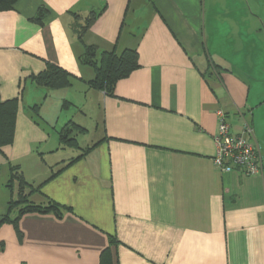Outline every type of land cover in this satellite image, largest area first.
<instances>
[{
	"label": "crops",
	"instance_id": "1",
	"mask_svg": "<svg viewBox=\"0 0 264 264\" xmlns=\"http://www.w3.org/2000/svg\"><path fill=\"white\" fill-rule=\"evenodd\" d=\"M85 45L134 49L139 67L107 94ZM47 63L69 85L35 84ZM51 94L76 110L55 138L27 108ZM15 97L0 154L23 176L28 162V201L61 214H22L20 236L1 224L0 264H100L104 249L111 264H264V0H17L0 11V99ZM218 109L232 134L250 125L259 174L213 164Z\"/></svg>",
	"mask_w": 264,
	"mask_h": 264
},
{
	"label": "trees",
	"instance_id": "2",
	"mask_svg": "<svg viewBox=\"0 0 264 264\" xmlns=\"http://www.w3.org/2000/svg\"><path fill=\"white\" fill-rule=\"evenodd\" d=\"M17 0H0V11L13 8ZM99 12L91 11L84 18V22L80 24L75 33L79 40H82L83 34L89 28L91 23L97 17ZM43 10H38V15L33 17L36 21H41ZM82 64L92 66L95 72L94 79L90 81V85L99 89H103L107 94H113L116 81L126 77L131 71L139 67L138 53L134 49H124L119 53L114 51H99L94 45H85L84 51L79 56ZM35 84L48 87L50 89L62 88L70 83V74L63 68L47 63L46 68L41 72L31 76ZM18 104V98L6 100L0 99V153L2 148L10 144L14 136L15 116ZM250 126V125H249ZM70 129L62 128L59 130V141L61 145H73L76 142L75 136L70 135ZM10 178L9 184L16 176L18 179L17 198L9 199L6 212L0 214V225L3 223H12L16 232L20 236L18 228L19 217L26 212H47L53 211L56 215H60V206L57 203L49 201L48 205H35L28 201L27 194L24 189L28 187L19 165H9ZM8 184V185H9ZM10 186V185H9ZM32 189H30L31 191ZM17 210V215L12 217L13 210ZM100 264H111L107 250L104 249L100 254Z\"/></svg>",
	"mask_w": 264,
	"mask_h": 264
},
{
	"label": "built area",
	"instance_id": "3",
	"mask_svg": "<svg viewBox=\"0 0 264 264\" xmlns=\"http://www.w3.org/2000/svg\"><path fill=\"white\" fill-rule=\"evenodd\" d=\"M217 129L213 135L215 154L213 164L222 172L237 168L247 175H257L262 169V160L257 145L247 138L251 134L249 125L242 133L232 134L226 114L222 109L216 111Z\"/></svg>",
	"mask_w": 264,
	"mask_h": 264
},
{
	"label": "rangeland",
	"instance_id": "4",
	"mask_svg": "<svg viewBox=\"0 0 264 264\" xmlns=\"http://www.w3.org/2000/svg\"><path fill=\"white\" fill-rule=\"evenodd\" d=\"M36 101L39 102L35 103L33 101L31 103L32 105H29L27 107L30 115L34 117L33 122L37 127H39L38 129L45 128L47 132L51 131V134L54 138L57 136L56 130L59 129L63 125V123H65L76 113V110L73 109V107H71L70 105H68V107H65L62 105L61 101L58 102L57 98L53 94L49 95V98L45 100V103H43L41 99H37ZM12 142L8 144L10 145V147H12ZM0 157V210H4V212H6L9 199L17 198V177L15 176L11 184H9V165L17 164L14 163V161L10 160L11 158H9V156L5 153L0 154ZM21 168H23L25 173V181L31 183V180L29 179V177L31 176L30 171L32 170L31 166L27 162V164L22 165Z\"/></svg>",
	"mask_w": 264,
	"mask_h": 264
}]
</instances>
